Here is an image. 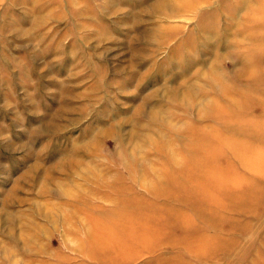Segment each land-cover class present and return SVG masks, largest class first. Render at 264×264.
Instances as JSON below:
<instances>
[{"label": "rangeland", "instance_id": "obj_1", "mask_svg": "<svg viewBox=\"0 0 264 264\" xmlns=\"http://www.w3.org/2000/svg\"><path fill=\"white\" fill-rule=\"evenodd\" d=\"M0 264H264V0H0Z\"/></svg>", "mask_w": 264, "mask_h": 264}, {"label": "crops", "instance_id": "obj_2", "mask_svg": "<svg viewBox=\"0 0 264 264\" xmlns=\"http://www.w3.org/2000/svg\"><path fill=\"white\" fill-rule=\"evenodd\" d=\"M162 197H163V196H162ZM154 211H155V210H154ZM155 214L157 215L156 218H160V216L163 215V214H158L157 212H155ZM162 219H163V217L161 218V220H162ZM159 223L161 224L162 222L159 221ZM162 226H164V225H163V224H161V225H155V226L153 225L152 230L155 231V232H157V233H158V232H163V229H157V228H160V227H162ZM158 237H159V235H158ZM158 237H157V238H158ZM163 240H165V239H162V241H163Z\"/></svg>", "mask_w": 264, "mask_h": 264}]
</instances>
